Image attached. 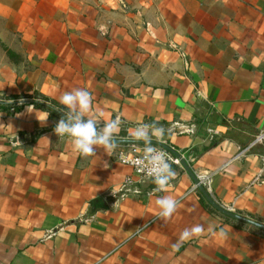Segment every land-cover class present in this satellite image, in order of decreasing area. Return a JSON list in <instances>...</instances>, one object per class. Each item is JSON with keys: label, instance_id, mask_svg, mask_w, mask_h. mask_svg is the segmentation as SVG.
Here are the masks:
<instances>
[{"label": "crops", "instance_id": "crops-1", "mask_svg": "<svg viewBox=\"0 0 264 264\" xmlns=\"http://www.w3.org/2000/svg\"><path fill=\"white\" fill-rule=\"evenodd\" d=\"M74 88L121 119L109 156L55 135ZM142 123L264 225V143L237 158L264 132V0H0V264H264V231L183 167L157 192L116 160Z\"/></svg>", "mask_w": 264, "mask_h": 264}, {"label": "clouds", "instance_id": "clouds-1", "mask_svg": "<svg viewBox=\"0 0 264 264\" xmlns=\"http://www.w3.org/2000/svg\"><path fill=\"white\" fill-rule=\"evenodd\" d=\"M94 97L87 89L74 88L60 96V103L67 109L63 117L57 122L54 133L57 137L70 139L72 150L80 156L96 157L95 150L102 148L106 155H110L118 147L117 136L122 121L119 117L103 122L97 113L93 112ZM47 119V118H46ZM45 119V121H46ZM166 129L156 123H142L132 129L135 142H142V157L136 163L145 170L156 185V191L167 189L170 181L176 176L169 163L170 157L165 151L153 144V139L163 140ZM48 140V138H43ZM49 141V140H48ZM50 143V141H49ZM107 167V163H104ZM159 208V215L169 219L177 211L179 202L172 196H160L155 201ZM204 231L200 225H194L181 233V240Z\"/></svg>", "mask_w": 264, "mask_h": 264}, {"label": "built area", "instance_id": "built-area-1", "mask_svg": "<svg viewBox=\"0 0 264 264\" xmlns=\"http://www.w3.org/2000/svg\"><path fill=\"white\" fill-rule=\"evenodd\" d=\"M175 130H178L177 125H172L167 132L168 133H172ZM128 140H130L131 144L126 146V151H119V153H117V157L116 160L123 166H127L130 167L132 170V173L138 178L139 181L141 182H145V181H152L151 177L147 174V172L145 170H142L141 167L136 163V161L142 157V149L144 147L143 144L139 143V142H135L134 138L132 136V133H129V137L127 138ZM264 143V132L260 133L259 135H257L254 140L252 141L251 145L248 147V149L241 151L240 154L237 156V158H242L245 154L246 151L249 150V148H251L252 146L255 145H261ZM157 147L161 148L163 151H165L167 153V155L170 157L169 163L171 164V166L173 165H177L182 167L180 160L182 159L185 164L190 168V164L193 163L194 159L192 157H183V155L179 152H177L180 156L179 158H176L173 153L160 146L155 144ZM124 148V147H123ZM196 181L198 182L197 184H195V186L198 187V185L202 186L205 190L207 189L208 191L210 190V184L213 180V177L215 176L216 173H209V172H203V173H194L192 172ZM126 185H131L133 184L132 179L127 178Z\"/></svg>", "mask_w": 264, "mask_h": 264}, {"label": "water", "instance_id": "water-1", "mask_svg": "<svg viewBox=\"0 0 264 264\" xmlns=\"http://www.w3.org/2000/svg\"><path fill=\"white\" fill-rule=\"evenodd\" d=\"M117 141H118V142H122V143H123V142H126V140H117ZM139 143H142V142H139ZM153 144L160 145V146H162V147H164V148L170 150L176 158H179V159H180L179 154H178L177 152H175V151L169 149L167 146L162 145V144H160V143H155V142H153ZM180 163H181L182 167L184 168V170H185V171H186V172H187V173L193 178L195 184H197L198 182L196 181V179H195L193 173L191 172L190 168L185 164V162H184L182 159L180 160ZM198 189L203 193V195H204V197L207 199V201H208V202H209V203H210V204H211V205H212L217 211H219V212L222 213L223 215L228 216V217L233 218V219H236V220H238V221H241V222H243V223H246V224H248V225H251V226H253V227H255V228H258V229L264 231V225L259 224V223H256V222H254V221H251V220H249V219H246V218L240 217V216H238V215H235V214H233V213H230V212H228V211H226V210L220 208V207L217 206L214 202H212V200H211V199L209 198V196L206 194L205 189H204L202 186L198 185Z\"/></svg>", "mask_w": 264, "mask_h": 264}]
</instances>
